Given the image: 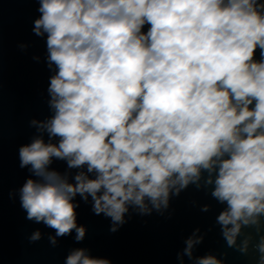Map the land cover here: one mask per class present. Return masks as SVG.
<instances>
[{
	"label": "clouds",
	"instance_id": "obj_1",
	"mask_svg": "<svg viewBox=\"0 0 264 264\" xmlns=\"http://www.w3.org/2000/svg\"><path fill=\"white\" fill-rule=\"evenodd\" d=\"M35 2L32 31L45 38L55 72L47 86L53 114L30 121L47 139L18 148L19 167L30 173L18 190L25 219L52 229L53 247L73 232L82 242L88 229L77 221V196L91 198L92 213L115 233L130 208L163 215L203 178L224 205L216 224L227 247L247 255L253 235L242 229H252L264 264V0ZM196 232L183 255L223 264L193 256L203 242ZM42 238L39 229L28 237ZM64 264L112 261L74 248Z\"/></svg>",
	"mask_w": 264,
	"mask_h": 264
},
{
	"label": "water",
	"instance_id": "obj_2",
	"mask_svg": "<svg viewBox=\"0 0 264 264\" xmlns=\"http://www.w3.org/2000/svg\"><path fill=\"white\" fill-rule=\"evenodd\" d=\"M38 6L35 0H0V264H64L74 248H87L92 256L110 259L112 264H193L183 249L184 241L197 228L196 235L203 236V242L194 247V257L212 254L223 264H257L254 245L258 237L252 229H242L253 235L247 255L227 247L216 224L224 205L211 197V186L203 187V178L200 190L190 185L172 198L163 215L153 211L142 216L130 208L127 223L115 233L109 231L108 218L92 213L91 198L85 203L77 196V221L88 229L82 242L75 241L73 232L58 238L53 247L47 239L53 230L25 219L18 190L30 173L19 167L18 148L39 135L47 139L30 121L53 114L47 103V86L55 69L47 67L45 38L32 31L33 21L40 15ZM53 167L61 172L67 169L64 161H55ZM204 204L212 205L211 210L202 212ZM37 229L43 238L30 242L28 237Z\"/></svg>",
	"mask_w": 264,
	"mask_h": 264
}]
</instances>
